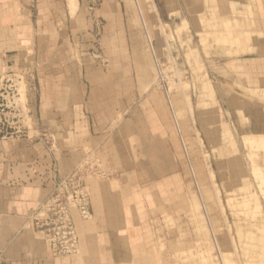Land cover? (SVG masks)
<instances>
[{"label":"rangeland","instance_id":"1","mask_svg":"<svg viewBox=\"0 0 264 264\" xmlns=\"http://www.w3.org/2000/svg\"><path fill=\"white\" fill-rule=\"evenodd\" d=\"M238 1L37 0L26 24L3 0L0 141L40 142L89 194L65 264H264V138L247 141L264 136V0Z\"/></svg>","mask_w":264,"mask_h":264},{"label":"crops","instance_id":"2","mask_svg":"<svg viewBox=\"0 0 264 264\" xmlns=\"http://www.w3.org/2000/svg\"><path fill=\"white\" fill-rule=\"evenodd\" d=\"M2 2L3 0H0V8ZM10 2L12 4L8 6L9 19L4 22H13L14 9L18 6L22 15L21 19H24L23 22L31 24L29 13L34 8L38 10L40 7L37 0L36 3L34 0H10ZM252 53L253 57L250 61L259 65L264 73V40L259 50ZM19 143L10 145L7 141H0V264H65L70 262L71 256L52 258L45 245L43 256L28 255V251L26 252L28 248L20 243L28 231L30 209L42 196L49 194L56 183L57 174L55 168H51L50 164L42 160L43 145L40 142L29 145L23 140Z\"/></svg>","mask_w":264,"mask_h":264},{"label":"built area","instance_id":"3","mask_svg":"<svg viewBox=\"0 0 264 264\" xmlns=\"http://www.w3.org/2000/svg\"><path fill=\"white\" fill-rule=\"evenodd\" d=\"M14 90L16 88L13 80L8 75L0 76V138L2 139H6L9 135L6 132L7 111L8 104L14 103L12 101ZM14 133H19L20 136L22 131L18 129ZM12 137L13 134L9 135V138ZM89 216V194L83 178L78 173H69L59 177L42 201L40 215L34 217L32 222L33 227L42 235L49 252L55 257H65L73 255L78 248L77 220H84Z\"/></svg>","mask_w":264,"mask_h":264},{"label":"bare ground","instance_id":"4","mask_svg":"<svg viewBox=\"0 0 264 264\" xmlns=\"http://www.w3.org/2000/svg\"><path fill=\"white\" fill-rule=\"evenodd\" d=\"M233 5V4H232ZM234 6V5H233ZM248 6V5H247ZM249 7V6H248ZM245 16V15H244ZM177 30H179V29H177ZM260 135V134H259ZM253 138V139H252ZM255 138H264V136H258V135H251V136H249V137H247V141L248 142H250L251 140H254ZM251 143V142H250ZM219 253V252H218ZM220 254V253H219ZM221 255V254H220ZM219 255V256H220ZM221 259V258H220ZM221 261H222V259H221ZM222 263V262H221Z\"/></svg>","mask_w":264,"mask_h":264}]
</instances>
